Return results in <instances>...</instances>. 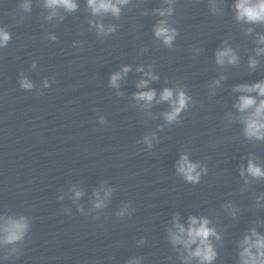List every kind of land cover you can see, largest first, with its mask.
<instances>
[{"label": "clouds", "instance_id": "obj_1", "mask_svg": "<svg viewBox=\"0 0 264 264\" xmlns=\"http://www.w3.org/2000/svg\"><path fill=\"white\" fill-rule=\"evenodd\" d=\"M87 7L91 10L92 15L100 16L104 14H111L113 17H119L121 8L127 6L130 0H86ZM168 7L154 9V13L160 17L171 16L173 9L171 5L174 0H165ZM211 7L214 11H218V6L214 0H210ZM25 11L30 10V0H24L20 5ZM44 7L51 10L48 19L56 16L57 9L63 8L65 12L71 13L77 10L79 5L76 0H44ZM235 9V18L237 21H242L248 24H264V0H236L233 5ZM99 34L107 36L116 31L115 25H109L105 28L101 22L89 21ZM254 29L248 28L247 32L252 33ZM154 35L157 39L161 40L164 45L169 48L177 35V30L168 25L166 19H161L153 27ZM55 40V36L49 37ZM11 39L10 33L0 28V47L7 45ZM226 43V41L224 42ZM256 43L261 45L255 49L256 56L264 54V34H258ZM256 56H251L248 59V67L255 70L258 64ZM215 62L223 66L225 63L237 65L239 58L231 47H223L216 51ZM35 65H33L34 67ZM151 69V66H150ZM131 70L129 65H125L119 72L111 74L109 77V84L114 87H119V81L123 76ZM138 72H142L147 79H141L136 87L138 89H147L133 93V98L140 102L143 101L144 106L151 107L152 102L156 100L157 103L167 102L170 105V111L164 112L162 115L168 124L177 122L180 113L188 106L190 97L184 90L179 89L174 91L171 88L165 87L157 99L155 89H148L149 81L159 79L151 70L144 71L143 67L137 68ZM225 77L221 76L220 79L213 81V85L218 87L221 80ZM21 87L31 89L32 83L27 78L20 80ZM47 86V81H45ZM233 91L241 93L237 102L233 105L241 115L238 117L240 122L244 125L243 135L249 139H256L264 141V79L254 83H244L235 85ZM255 93L256 95H252ZM101 123H104L101 118ZM149 136L143 138V142L152 146V139ZM255 157L252 156L248 159L247 167L241 165V176L250 175L253 178H264V168L255 162ZM200 169L198 171L197 169ZM176 171L180 174L185 181L190 183H198L201 173H207V168L189 160L187 154L181 155L180 159L176 162ZM247 183V180L245 181ZM75 198L82 195L80 190H74ZM97 197L95 200V207L101 208L105 204L107 197L111 195V189H104L105 199H101L99 192H95ZM264 199V197H257V200ZM225 207H229L225 205ZM125 209H121L120 215H123ZM231 214L235 216L236 210L232 209ZM210 220L206 217L189 216L187 226L179 222V215L173 217V227L168 230V237L173 247L180 245L187 255H182L181 259L184 264H191L193 259H196L199 264H213L217 258V251L211 242V237L220 240V236L214 227H210ZM28 229V222L24 217L19 219L9 217L3 225H0V233H2V242L5 244H12L21 240ZM142 242V241H141ZM195 245V248L192 246ZM239 259L238 264H264V234L257 232L255 228L249 229L248 233L243 236V239L238 242ZM127 264H140L138 258L130 259Z\"/></svg>", "mask_w": 264, "mask_h": 264}]
</instances>
